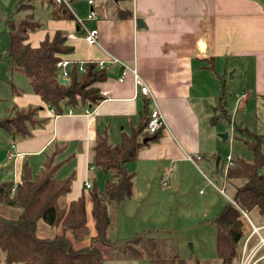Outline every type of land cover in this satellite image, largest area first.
<instances>
[{
    "label": "crops",
    "instance_id": "1",
    "mask_svg": "<svg viewBox=\"0 0 264 264\" xmlns=\"http://www.w3.org/2000/svg\"><path fill=\"white\" fill-rule=\"evenodd\" d=\"M19 3L29 7H18ZM70 6L74 14L68 10L65 16L54 17L49 0H4L0 21L9 38V20L29 14L38 25L27 35L26 42L32 47L60 31L66 43L73 46L71 53L61 55L62 59L107 61L105 78L96 83L100 93L105 94L88 109L67 108L64 113L54 114L34 93L26 76L9 67L11 74H21L26 81L11 83L4 103L36 106L38 110L37 121L26 136L0 128V142L4 143L0 146V182H19L24 164L35 174L42 167L44 155L59 148L62 150L54 155V162H59L57 156L64 153L65 163L71 159L75 167L71 174L76 172L70 190L62 197L68 204L84 195L86 181L90 191L99 175L103 184L106 176L110 178L90 161L96 133L105 130L110 143H119L122 133L136 126L140 116H148L151 109L157 108L164 121L159 137L138 148L135 158L125 164L133 173L132 187L135 182L137 187L136 194L131 191V196L122 201L123 206L131 207L135 196L148 195L152 177L157 175L161 190L166 191L174 170L184 162L194 164L192 158L208 166L206 185L222 195L225 203L233 202L236 188L245 180L226 178L227 167L236 157L251 161L248 143L255 139L264 156V0H93L97 18L84 21L88 29H97V42L91 46L82 38L74 16L85 18L91 5L87 0H70ZM132 70L149 87V96L138 92ZM210 124L214 126L212 131L207 130L209 136L214 131L223 132L226 136H218L229 146L242 144L251 154L244 150L241 156L228 153L222 158L213 152L218 137L214 142L202 141V131ZM208 157L216 159L215 166ZM63 165L59 164L58 169ZM58 169L55 178H60L56 175ZM140 171L145 182L138 185ZM200 190L198 193L203 195L205 191ZM87 196L85 212L89 208L91 213L92 201L90 194ZM220 209L205 222L213 226L211 221ZM244 212L239 255L234 262L240 264L241 256H247L248 264H264V211L253 207ZM117 222L118 218L114 227ZM52 228L39 222L41 236L52 235ZM55 231L62 233L59 228ZM94 234L95 228L88 238L75 240L65 232L75 249L88 245ZM100 244H95L99 251Z\"/></svg>",
    "mask_w": 264,
    "mask_h": 264
},
{
    "label": "trees",
    "instance_id": "2",
    "mask_svg": "<svg viewBox=\"0 0 264 264\" xmlns=\"http://www.w3.org/2000/svg\"><path fill=\"white\" fill-rule=\"evenodd\" d=\"M29 1V0H28ZM52 15L65 16L67 9L56 6L53 0ZM29 7L19 3L18 7ZM9 20L7 57L12 71L26 76L34 93L50 106L54 114L64 110L95 106L102 100L96 83L105 78V68H97L96 61L89 60L84 70H78V62L67 67V82H59L57 62L62 54H69L73 46L66 43V37L56 31L46 37L36 47L27 40L29 31L36 28L37 22H23L17 26ZM15 113L0 117V128L11 134L26 136L36 120L38 107H15ZM148 116H140L139 122L128 133L123 132L119 143L112 144L105 130L98 131L90 148L91 164L100 172L110 174L102 189L91 187V215L94 219L95 234L89 237V244L75 249L65 232H70L75 240L89 236L86 224L84 196L66 204L62 197L70 190L73 174L65 178H55L59 164L53 161L60 150L55 148L44 155L42 167L35 174L24 164L20 181L0 182V203L19 210L16 217L0 215V264H104V259L96 247L102 243L116 248L118 239L109 238V231L117 219L120 203L130 197L133 173L125 164L133 160L138 148L160 135V129L153 134L146 132ZM252 160L236 157L226 169V178H242L232 197L212 219L215 228V254L220 264H231L239 255V240L242 237L243 211L258 207L264 211V156L258 140L249 142ZM44 221L50 227L61 229V234L40 236L37 223ZM122 243L121 256L126 258H147L154 264H173L174 258H159L153 250H147L139 234L119 241ZM178 261V260H177ZM180 264H184L180 260Z\"/></svg>",
    "mask_w": 264,
    "mask_h": 264
},
{
    "label": "rangeland",
    "instance_id": "3",
    "mask_svg": "<svg viewBox=\"0 0 264 264\" xmlns=\"http://www.w3.org/2000/svg\"><path fill=\"white\" fill-rule=\"evenodd\" d=\"M3 1L0 0V9ZM12 8H14V5ZM22 8L25 7L22 6ZM79 16L84 17V15ZM31 21H33V18L29 14L21 19H12V22H22L20 24L14 23L16 24V28L19 25L22 26L23 22L27 23ZM7 45L8 33L6 27L0 21V117L13 115L16 110L14 106L4 103L3 97L10 94V84L14 82L18 84L22 82L24 84L26 81L23 75L17 73L11 74L10 70H8L10 64L6 53ZM213 126V124L207 125L202 131V141L214 142L217 141L216 137H218L219 142L218 144L215 143L217 147L211 149L212 151L214 150L213 152H218L217 154H220L222 158L228 153L234 156H241L244 150L251 154L250 150L242 144L232 143L229 146L228 141H223L218 136V133L223 132L218 131L215 133L214 131L209 136L206 132L207 130L212 131ZM0 146L4 147V143L0 142ZM205 149L208 150L206 145ZM57 158L60 159L59 162H54L56 165L64 164L58 169L57 177L65 178L69 176L72 169L75 168L72 165L71 159L65 163L67 156L64 153L58 155ZM192 159L195 162L194 164L184 162L177 167L176 171L174 170L172 177L169 178L170 183L168 181L166 191L161 190L159 184L160 175H157L155 179L152 177L151 190L148 195L135 196L131 207L123 206V202H121L117 210L118 222L108 232L109 238L113 241H116V239L121 241L140 233L143 238L142 244L147 250L152 248L153 255L159 258L168 259L175 257L176 260L173 264H180V260L184 264H220L215 254L214 227L205 221L224 205L226 199L204 182L208 175H210L207 169L208 166L195 158ZM210 162H213L215 166L216 159L213 158ZM34 170H36V167ZM106 177L108 178V176ZM74 178H76V172L73 176ZM101 178L102 176L99 175L95 180V185L98 189L103 184L104 179ZM138 179V185L145 182L142 171H140V175L136 180ZM136 187L137 182H135V188L132 187L133 194L136 191ZM199 189H202L205 193L203 195L199 194ZM88 191L86 188L83 189V196L88 197ZM18 212V209L0 203V215L13 218L17 216ZM86 219L89 234H93L95 227L93 226V217L89 208L86 210ZM40 221L42 220H39L37 223L38 235L41 234V230H38ZM54 229H51L52 235L57 232H54ZM68 233L72 236L70 232ZM119 241L115 244L116 248L105 246V244L99 245L104 264H154L147 258L134 259L121 256L120 249L123 245ZM231 264H236V262L233 261Z\"/></svg>",
    "mask_w": 264,
    "mask_h": 264
},
{
    "label": "built area",
    "instance_id": "4",
    "mask_svg": "<svg viewBox=\"0 0 264 264\" xmlns=\"http://www.w3.org/2000/svg\"><path fill=\"white\" fill-rule=\"evenodd\" d=\"M53 2L56 4V5H59V6H62L64 8H66L67 10L71 11L73 14V10L70 6V0H53ZM87 3L90 6L88 12H87V15L85 18H80L76 15L75 16V19H76V22L78 23V27H79V30L82 32V38L85 40V42L88 44V45H94L96 42H97V29L95 28H91V29H88L86 26H85V23L84 21L87 19V20H94L97 18V15L92 7V4H93V0H87ZM71 37H73V35H71ZM112 61H116V59H113ZM87 61H79L78 62V70L79 71H83L84 70V65ZM107 61H103V60H99V61H96V65H97V68L99 69H102L105 67V64H106ZM72 62L68 61V60H65V59H61L57 62V67L59 68V74H60V77L61 78H64L67 80V77H68V73H67V67L71 64ZM133 71V74H134V82L136 84V86L138 87V92L143 95V96H149V87L144 83V81L136 75L135 73V70H132ZM122 79V76L119 78V80ZM100 93V91H99ZM101 95L105 94V92H102L100 93ZM163 117L160 113V111L157 109V108H153L149 111L148 113V119H147V122H146V132L149 133V134H153L155 133L157 130L161 129L162 126H163ZM92 168V166H91ZM161 184L164 185L165 184V180L162 179L161 180ZM84 186L85 188H89L90 187V183L89 182H85L84 183ZM200 193L202 192V190L199 191ZM242 213L244 215H246V213L244 211H242ZM261 242L264 243V240H261ZM248 255V254H247ZM240 264H248V261H247V256L243 257L242 256V259L240 260Z\"/></svg>",
    "mask_w": 264,
    "mask_h": 264
},
{
    "label": "water",
    "instance_id": "5",
    "mask_svg": "<svg viewBox=\"0 0 264 264\" xmlns=\"http://www.w3.org/2000/svg\"><path fill=\"white\" fill-rule=\"evenodd\" d=\"M136 23L139 24V23H140V19H137V20H136ZM58 81H59V82H64V83L67 82L66 79L61 78V77H59ZM220 136H221V137H224V136H226V134H225V133H222V134H220Z\"/></svg>",
    "mask_w": 264,
    "mask_h": 264
}]
</instances>
